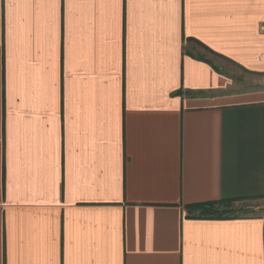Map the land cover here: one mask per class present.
I'll use <instances>...</instances> for the list:
<instances>
[{
	"label": "crops",
	"instance_id": "1",
	"mask_svg": "<svg viewBox=\"0 0 264 264\" xmlns=\"http://www.w3.org/2000/svg\"><path fill=\"white\" fill-rule=\"evenodd\" d=\"M264 0H0V264H264Z\"/></svg>",
	"mask_w": 264,
	"mask_h": 264
},
{
	"label": "trees",
	"instance_id": "2",
	"mask_svg": "<svg viewBox=\"0 0 264 264\" xmlns=\"http://www.w3.org/2000/svg\"><path fill=\"white\" fill-rule=\"evenodd\" d=\"M260 198V197H257ZM255 198H231L223 199L215 202H207L194 206H189V210L197 212L198 218L209 220H229L240 219L249 215V205L242 203L253 200Z\"/></svg>",
	"mask_w": 264,
	"mask_h": 264
},
{
	"label": "rangeland",
	"instance_id": "3",
	"mask_svg": "<svg viewBox=\"0 0 264 264\" xmlns=\"http://www.w3.org/2000/svg\"><path fill=\"white\" fill-rule=\"evenodd\" d=\"M243 205H249V212H252L249 215H244L245 217H255L260 216L264 213V197L255 198L253 200L246 201L242 203Z\"/></svg>",
	"mask_w": 264,
	"mask_h": 264
}]
</instances>
